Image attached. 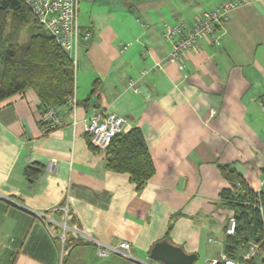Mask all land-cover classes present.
Returning a JSON list of instances; mask_svg holds the SVG:
<instances>
[{
  "label": "crops",
  "instance_id": "1",
  "mask_svg": "<svg viewBox=\"0 0 264 264\" xmlns=\"http://www.w3.org/2000/svg\"><path fill=\"white\" fill-rule=\"evenodd\" d=\"M222 1H139L130 11L140 16H115L118 29L97 13L91 26L79 24L90 36L76 50V103L59 107L55 129L41 131L31 89L0 102V264L64 260L68 250L54 246L36 212L61 203L66 190L78 224L107 243L128 241L134 261L146 262L164 238L203 262L222 252L231 211L221 205L228 183L220 166H233L255 191L263 187L264 0L232 9L220 45L200 41L179 63L164 60L171 45L161 35L163 25L191 22ZM95 112L141 130L154 173L140 191L88 145L84 126ZM33 163L42 169L27 176Z\"/></svg>",
  "mask_w": 264,
  "mask_h": 264
},
{
  "label": "trees",
  "instance_id": "2",
  "mask_svg": "<svg viewBox=\"0 0 264 264\" xmlns=\"http://www.w3.org/2000/svg\"><path fill=\"white\" fill-rule=\"evenodd\" d=\"M27 89L36 94L41 111L64 106L66 96L74 89L73 60L52 35L41 29L24 0H0V102ZM88 145L98 149L89 138ZM104 152L106 168L128 173L136 191L154 173L151 155L138 127L117 133ZM41 169L40 164L33 163L26 166L24 173L35 177ZM220 172L228 183L220 192L221 205L236 220L235 233L224 232L222 251L228 259L242 263V253L249 243L264 247V180L263 187L255 191L233 166L221 165ZM78 244L85 243L75 245ZM249 263L256 264V261ZM260 263L264 264V259Z\"/></svg>",
  "mask_w": 264,
  "mask_h": 264
},
{
  "label": "built area",
  "instance_id": "3",
  "mask_svg": "<svg viewBox=\"0 0 264 264\" xmlns=\"http://www.w3.org/2000/svg\"><path fill=\"white\" fill-rule=\"evenodd\" d=\"M250 1L225 0L216 7L197 15L191 22L179 20L171 25H163L161 35L171 45L164 60L179 63L187 50L194 48L200 41H206L214 46L220 45L219 27L228 21L232 9ZM24 2L41 29L52 35L68 51L75 65L76 50L80 38L87 39L90 36L88 30L81 31L78 23L79 0H24ZM125 49L126 45H122L119 51L123 52ZM157 66H160V61ZM128 84L132 86L133 82ZM75 103L76 100L72 92L66 96L65 105L72 110ZM38 123L42 132L45 129L61 125L63 121L59 115V107H48L42 110L38 115ZM84 130L93 146L105 150L113 136L120 132H126L129 127L124 118L115 113L110 112L103 115L100 112H95L87 118ZM36 215L43 221L49 236L59 243L61 252H66L78 242H82L93 244L96 257L101 259L111 255H119L129 260L136 259L131 253L128 241L122 240L115 244L107 243L92 236L78 224L70 207L68 190L65 191L61 203L53 206L46 213L36 212ZM235 225L236 220L230 213L226 219L225 234L233 235ZM242 259V263L230 260L222 251L216 257L204 261L203 264H217L221 261L225 264H250V260L261 264L260 260L264 259V247L260 248L256 243H249L242 253ZM141 263L150 264L144 261Z\"/></svg>",
  "mask_w": 264,
  "mask_h": 264
},
{
  "label": "rangeland",
  "instance_id": "4",
  "mask_svg": "<svg viewBox=\"0 0 264 264\" xmlns=\"http://www.w3.org/2000/svg\"><path fill=\"white\" fill-rule=\"evenodd\" d=\"M139 1H151L152 0H79L78 3V23L81 26H91L94 22L93 18L94 15L97 13L104 23L111 19L110 23L116 24V28L118 29L119 26L117 25V21L115 16H120V13L126 12L133 17H137L139 14L137 12H131L130 8H133L134 4ZM155 1V0H153ZM174 6H184L187 4L186 0H167ZM189 1V0H188ZM192 1V0H191ZM168 7L167 5H165ZM162 7V8H166ZM151 8H155L151 6ZM140 16V15H139ZM98 20V19H97ZM52 240V239H51ZM54 246L58 245L59 243L55 240L52 241ZM216 250L220 248V245H216ZM60 249V248H58ZM147 263L150 264H162L159 261H154L149 258L145 260ZM60 264H143L138 261L125 259L118 255L109 256L105 259L98 258L94 255L93 249L90 246L86 245H78L68 251L65 254L64 260H60ZM193 264H203V256L200 253L197 256V259L194 261Z\"/></svg>",
  "mask_w": 264,
  "mask_h": 264
},
{
  "label": "water",
  "instance_id": "5",
  "mask_svg": "<svg viewBox=\"0 0 264 264\" xmlns=\"http://www.w3.org/2000/svg\"><path fill=\"white\" fill-rule=\"evenodd\" d=\"M145 89V87L141 86L139 90L145 92ZM148 257L162 264H193L197 259V254L185 252L180 246L162 239L153 244Z\"/></svg>",
  "mask_w": 264,
  "mask_h": 264
}]
</instances>
